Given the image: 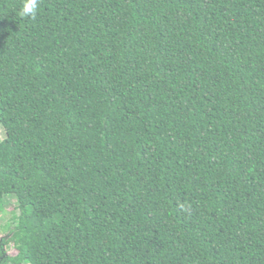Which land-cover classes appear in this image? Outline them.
Listing matches in <instances>:
<instances>
[{
    "label": "trees",
    "instance_id": "trees-1",
    "mask_svg": "<svg viewBox=\"0 0 264 264\" xmlns=\"http://www.w3.org/2000/svg\"><path fill=\"white\" fill-rule=\"evenodd\" d=\"M24 2L0 0V264H264V0Z\"/></svg>",
    "mask_w": 264,
    "mask_h": 264
},
{
    "label": "rangeland",
    "instance_id": "rangeland-1",
    "mask_svg": "<svg viewBox=\"0 0 264 264\" xmlns=\"http://www.w3.org/2000/svg\"><path fill=\"white\" fill-rule=\"evenodd\" d=\"M5 138V132L3 129L0 128V141H2ZM17 206V203L15 199L12 198H7L4 201L0 202V209L4 208V212L0 213V239L7 238L9 235V232L3 229L5 224L11 221L12 217V210L15 209ZM11 223V222H10ZM15 255V250L8 249L7 250V256H14Z\"/></svg>",
    "mask_w": 264,
    "mask_h": 264
},
{
    "label": "clouds",
    "instance_id": "clouds-1",
    "mask_svg": "<svg viewBox=\"0 0 264 264\" xmlns=\"http://www.w3.org/2000/svg\"><path fill=\"white\" fill-rule=\"evenodd\" d=\"M37 10L38 0H25L20 15L35 18Z\"/></svg>",
    "mask_w": 264,
    "mask_h": 264
},
{
    "label": "flooded vegetation",
    "instance_id": "flooded-vegetation-1",
    "mask_svg": "<svg viewBox=\"0 0 264 264\" xmlns=\"http://www.w3.org/2000/svg\"><path fill=\"white\" fill-rule=\"evenodd\" d=\"M6 256H7V254H6Z\"/></svg>",
    "mask_w": 264,
    "mask_h": 264
}]
</instances>
